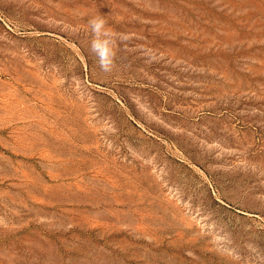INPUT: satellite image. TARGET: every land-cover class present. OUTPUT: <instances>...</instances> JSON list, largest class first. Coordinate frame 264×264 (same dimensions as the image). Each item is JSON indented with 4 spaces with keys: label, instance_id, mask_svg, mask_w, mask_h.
<instances>
[{
    "label": "rangeland",
    "instance_id": "obj_1",
    "mask_svg": "<svg viewBox=\"0 0 264 264\" xmlns=\"http://www.w3.org/2000/svg\"><path fill=\"white\" fill-rule=\"evenodd\" d=\"M0 264H264V0H0Z\"/></svg>",
    "mask_w": 264,
    "mask_h": 264
},
{
    "label": "clouds",
    "instance_id": "obj_2",
    "mask_svg": "<svg viewBox=\"0 0 264 264\" xmlns=\"http://www.w3.org/2000/svg\"><path fill=\"white\" fill-rule=\"evenodd\" d=\"M91 41L89 51L95 56L101 71L109 73L115 67L116 44L128 37L124 34L115 33L107 27V22L101 16L89 21Z\"/></svg>",
    "mask_w": 264,
    "mask_h": 264
}]
</instances>
